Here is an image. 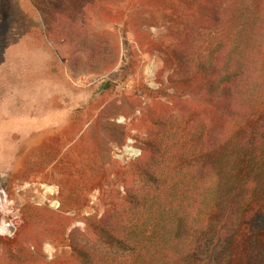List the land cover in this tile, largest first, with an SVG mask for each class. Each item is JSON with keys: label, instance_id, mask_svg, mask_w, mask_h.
Here are the masks:
<instances>
[{"label": "rangeland", "instance_id": "obj_1", "mask_svg": "<svg viewBox=\"0 0 264 264\" xmlns=\"http://www.w3.org/2000/svg\"><path fill=\"white\" fill-rule=\"evenodd\" d=\"M198 2L92 0L58 23L51 0H0V264L70 253L72 230L140 180L153 122L190 118L198 83L174 50Z\"/></svg>", "mask_w": 264, "mask_h": 264}, {"label": "trees", "instance_id": "obj_2", "mask_svg": "<svg viewBox=\"0 0 264 264\" xmlns=\"http://www.w3.org/2000/svg\"><path fill=\"white\" fill-rule=\"evenodd\" d=\"M198 1L174 50L197 108L153 122L140 180L72 230L70 253L36 264H210L215 245L211 264H232L235 247L240 264H264V0ZM90 2L51 0L47 13L72 22Z\"/></svg>", "mask_w": 264, "mask_h": 264}, {"label": "bare ground", "instance_id": "obj_3", "mask_svg": "<svg viewBox=\"0 0 264 264\" xmlns=\"http://www.w3.org/2000/svg\"><path fill=\"white\" fill-rule=\"evenodd\" d=\"M126 152L131 155V154H135L137 151L134 148H132L131 146L128 145L127 148H126ZM54 190L55 189H54L53 186H47L46 187V191L53 192Z\"/></svg>", "mask_w": 264, "mask_h": 264}]
</instances>
